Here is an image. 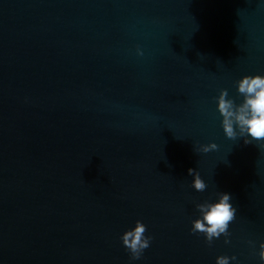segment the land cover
Wrapping results in <instances>:
<instances>
[{
  "label": "water",
  "instance_id": "water-1",
  "mask_svg": "<svg viewBox=\"0 0 264 264\" xmlns=\"http://www.w3.org/2000/svg\"><path fill=\"white\" fill-rule=\"evenodd\" d=\"M255 74L264 0H0V264H262L264 141L226 138L214 99ZM220 192L209 245L195 204Z\"/></svg>",
  "mask_w": 264,
  "mask_h": 264
},
{
  "label": "clouds",
  "instance_id": "clouds-1",
  "mask_svg": "<svg viewBox=\"0 0 264 264\" xmlns=\"http://www.w3.org/2000/svg\"><path fill=\"white\" fill-rule=\"evenodd\" d=\"M143 51L137 48V55L143 56ZM237 92L242 100L240 103L229 97L227 89H221L215 97L217 111L220 114L223 132L229 140L236 141L243 138L245 144L253 141H264V75H245L236 82ZM218 149L216 143L199 145L195 151L208 153ZM188 175L192 176L191 187L197 192H204L208 185L201 178L196 169L189 168ZM230 193H218L215 202L205 200L196 203L195 208L199 217L192 221L191 233L203 234L206 242L211 245L213 240L225 237L224 243L229 244L228 239L230 224L236 219L237 208L231 203ZM147 226L137 220L134 228L126 230L120 237L122 245L127 249L131 260H140L146 249L151 246L152 236L146 235ZM254 246L253 241H248ZM259 259L264 264V242L259 245ZM235 256L221 255L216 258L215 264H230L235 261Z\"/></svg>",
  "mask_w": 264,
  "mask_h": 264
}]
</instances>
